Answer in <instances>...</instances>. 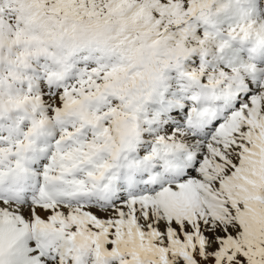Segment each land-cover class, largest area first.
<instances>
[{
	"label": "snow or ice",
	"instance_id": "obj_1",
	"mask_svg": "<svg viewBox=\"0 0 264 264\" xmlns=\"http://www.w3.org/2000/svg\"><path fill=\"white\" fill-rule=\"evenodd\" d=\"M0 264H264V0H0Z\"/></svg>",
	"mask_w": 264,
	"mask_h": 264
}]
</instances>
